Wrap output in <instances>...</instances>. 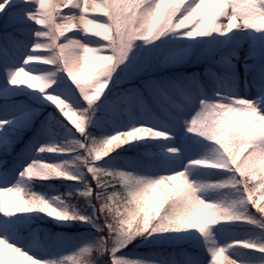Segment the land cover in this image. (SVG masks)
Wrapping results in <instances>:
<instances>
[{
    "label": "snow or ice",
    "instance_id": "6c2138e0",
    "mask_svg": "<svg viewBox=\"0 0 264 264\" xmlns=\"http://www.w3.org/2000/svg\"><path fill=\"white\" fill-rule=\"evenodd\" d=\"M184 63L202 70L164 74ZM49 67L51 77L35 74ZM46 102L59 114L42 117ZM180 129L187 155L175 147ZM201 140L210 156L196 155ZM85 153L93 163L79 174L37 181L80 186L68 197L79 209L0 214V264H86L96 253L106 264H264V0H0V193L24 198L37 168L63 170ZM201 171L225 178L193 182ZM225 190L234 198H206ZM18 214L86 231L45 232L38 249L18 236L31 223ZM233 224L255 231L219 243L213 229ZM189 232L200 238L193 251L127 258L138 238L181 243Z\"/></svg>",
    "mask_w": 264,
    "mask_h": 264
},
{
    "label": "rangeland",
    "instance_id": "374dc122",
    "mask_svg": "<svg viewBox=\"0 0 264 264\" xmlns=\"http://www.w3.org/2000/svg\"><path fill=\"white\" fill-rule=\"evenodd\" d=\"M75 35V34H74ZM238 33H233V36H238ZM179 48L177 49V51ZM166 54H174V53H166ZM35 67H44V66H35ZM200 66L192 64V63H184V64H179L174 67H171L170 69L166 70L164 74H180L183 73L185 75H191L194 72H197L196 68ZM38 76L41 77H51V69L49 67V70L47 71H41L38 73H35ZM22 80H25V78H21ZM56 79V78H52ZM49 82H52V80H49ZM23 86V85H21ZM239 95L241 98H244L245 96H248L251 94V90H248L246 92L244 85L241 84L238 89ZM33 95H37V93H32ZM48 103V107L44 110H42V117H48L50 114L51 115H58L59 110L55 109L54 106L50 105V102ZM31 133H26V135H30ZM164 134V133H162ZM168 135H171V133H167ZM186 134L184 133L183 129H180L176 134H175V147L179 148L181 150L182 155H187V153L184 152L183 144L185 143L184 137ZM188 139H193L192 137H188ZM145 145L147 146L145 148L146 151H151L153 153L161 152L163 149L159 147L160 144L163 142H151V141H145ZM201 144L204 145L197 153V156L203 157V156H210L212 154L213 148L215 147L212 145L210 142H204L201 140ZM64 157L57 156L55 154H52L50 156V162L54 163H62L64 161ZM165 173L161 171L159 175H164ZM155 178V177H154ZM225 178V175L219 172H198L195 173L192 176V181L193 182H217L221 179ZM75 189H80L81 187L78 185H74ZM50 198H56V199H61L62 197L60 195L57 196H45V199L50 200ZM206 198L211 199V200H230L233 199L234 197L230 192L227 190L225 191H220V192H212V193H207ZM13 221H30L31 223L28 224L26 227H23L20 231H18V236L24 240L26 245L29 246H34L38 249H43L47 248L49 246V243L46 242L47 240H44L40 236V228L35 224V220L32 218L31 214H18L17 216L11 218ZM51 223L55 225L61 232L62 230L72 227L67 226V225H57L56 222L52 221L50 218H48ZM82 228V227H81ZM33 229H39V231L36 233L35 239H33L32 235V230ZM85 228L80 229L79 232H73L68 234V236H78L80 233L85 232ZM213 232L215 233L216 240L224 244L228 239L233 238V237H239L243 236L246 232H251L250 230H247V228L243 225L240 224H233V225H221L217 228L213 229ZM66 234V233H65ZM196 236L194 232H189L187 234H183L181 237H179L182 242L181 243H166L165 241H171V240H165L162 237H151L147 242H144L141 246V248H136V249H131L128 248L126 249V254L127 258L133 259V260H148L151 259L153 256L158 255L160 252H155V251H148L144 252L142 249L144 247H147V245H163L164 243L172 246V247H177V246H185L186 243H191L192 245L197 244L200 241V238L196 236L195 240L190 239V237ZM176 239V237L174 238ZM173 240V239H172ZM190 251V250H186ZM172 253H177V250L171 249L167 251V255L172 254ZM240 264H247V257L243 258L240 262Z\"/></svg>",
    "mask_w": 264,
    "mask_h": 264
},
{
    "label": "clouds",
    "instance_id": "9594fccd",
    "mask_svg": "<svg viewBox=\"0 0 264 264\" xmlns=\"http://www.w3.org/2000/svg\"><path fill=\"white\" fill-rule=\"evenodd\" d=\"M21 78H25L31 86H40L38 77L22 74ZM64 108L68 111V119L69 122H71L73 119H75V117L72 115L71 109L68 105H64ZM89 163H93V161L90 159L88 154L85 153L82 157L75 161L72 166H66L63 170L52 165H43L36 169L34 173V181L58 178L65 172L79 174L83 171L84 166ZM74 203H79V201L69 200L67 198H50V200L45 199L42 195L33 192L31 186L28 185L24 198H20L19 196L13 194L12 196L5 199L3 193H0V214L14 216L17 212H43L45 215L52 214L55 216L59 215V213L56 212V208L51 206L52 204H56L58 207L67 205L69 208H71ZM113 207L114 210L111 213L107 209L105 210L104 220L106 222H110L115 219V209L122 208V205L117 202V204H115ZM137 228H139V225H137ZM86 264H106V261L104 260L102 253H96L93 256L87 258Z\"/></svg>",
    "mask_w": 264,
    "mask_h": 264
},
{
    "label": "trees",
    "instance_id": "16d2710c",
    "mask_svg": "<svg viewBox=\"0 0 264 264\" xmlns=\"http://www.w3.org/2000/svg\"><path fill=\"white\" fill-rule=\"evenodd\" d=\"M93 134L94 136L96 135L95 130L93 129ZM60 141H58L59 143ZM145 144V143H144ZM127 147L133 148L135 147V144H130ZM123 151V149H121ZM133 153H128V155H132ZM120 167H123V163L121 162ZM32 191L42 195L44 198L45 196H57L60 195L62 198H67L70 195H73L79 191H82V188L80 189H75L74 185L67 184L66 182L62 180H50L46 182H37L34 181L30 184ZM75 201V199H73ZM75 207L79 209L82 206V203H74ZM32 218L35 220V224L39 226L40 228V236L42 239L46 240L44 238V233H56V232H61L59 229L55 227L53 223H51L48 219V217L43 216L42 214H31ZM247 230L250 231H255L254 229H251L248 226H245ZM80 229H83L81 227H78L77 225L73 224L72 227L66 228L62 230V233H66L67 235L73 232H79ZM86 231V230H85ZM153 237H162L165 240H172L176 237V234H166V235H160V236H153ZM151 237L147 239L143 238H138L133 241V243L129 246L131 249H136V248H141L142 244L144 242H147ZM49 243V241H46ZM193 245L191 243H186L185 246H177V247H172L167 244L163 245H147V247H144L142 250L144 252L148 251H155V252H160L159 254L161 255H167V251L174 249L177 250V252H180L181 250H190L193 251Z\"/></svg>",
    "mask_w": 264,
    "mask_h": 264
}]
</instances>
